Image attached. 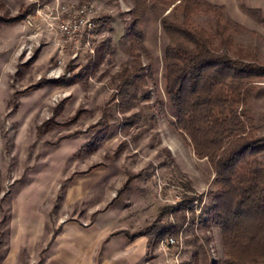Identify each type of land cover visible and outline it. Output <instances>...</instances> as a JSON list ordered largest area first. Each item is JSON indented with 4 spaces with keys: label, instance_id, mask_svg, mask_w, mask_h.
I'll return each mask as SVG.
<instances>
[{
    "label": "rangeland",
    "instance_id": "rangeland-1",
    "mask_svg": "<svg viewBox=\"0 0 264 264\" xmlns=\"http://www.w3.org/2000/svg\"><path fill=\"white\" fill-rule=\"evenodd\" d=\"M56 1L96 12L93 54H61V38L42 22L0 23V264H195L193 246L205 242L209 260L220 264L219 232L197 222L214 175L178 133L164 96L163 11L142 23L148 98L127 109L114 85L129 58L117 50L96 65V51L106 40L118 46L132 0H0V18ZM206 1L225 8L238 26L234 46L264 66V26L243 11L264 17V0ZM195 23L207 27L209 18ZM247 109L264 135V83ZM192 195L201 198L194 214L168 209ZM167 238L177 245L160 249Z\"/></svg>",
    "mask_w": 264,
    "mask_h": 264
},
{
    "label": "trees",
    "instance_id": "trees-1",
    "mask_svg": "<svg viewBox=\"0 0 264 264\" xmlns=\"http://www.w3.org/2000/svg\"><path fill=\"white\" fill-rule=\"evenodd\" d=\"M132 4L130 21L118 46L112 48L109 40L103 42L97 48L95 64L120 50L129 59L116 74L118 105H129L130 109L147 99L148 91L143 89L147 74L141 56L148 52L142 23L148 13L158 8L163 11L159 21L167 39L163 53L165 100L178 133L188 139L194 155L205 160L214 175V189L197 222L204 231L214 227L219 232L223 248L220 264H264V167L259 165L264 135H258L247 109L256 86L264 83V66L247 60L234 46L238 26L228 19L223 6L206 0H132ZM35 7L32 4L13 18H0V23L20 22ZM243 11L264 26L259 11ZM199 16L209 18L207 27L195 23ZM195 202L199 206L201 198L192 195L168 209L194 214ZM146 233L147 229L133 239ZM194 246L195 264L199 251L202 264H215L208 258L206 242Z\"/></svg>",
    "mask_w": 264,
    "mask_h": 264
},
{
    "label": "built area",
    "instance_id": "built-area-1",
    "mask_svg": "<svg viewBox=\"0 0 264 264\" xmlns=\"http://www.w3.org/2000/svg\"><path fill=\"white\" fill-rule=\"evenodd\" d=\"M96 12L91 7H73L57 3L37 8L25 18V25L34 28L39 22L62 41L57 44L61 54L66 53L71 60L84 54H93L92 41L98 24ZM59 64L61 62L59 61ZM173 238L162 241L160 249L176 246Z\"/></svg>",
    "mask_w": 264,
    "mask_h": 264
},
{
    "label": "crops",
    "instance_id": "crops-1",
    "mask_svg": "<svg viewBox=\"0 0 264 264\" xmlns=\"http://www.w3.org/2000/svg\"><path fill=\"white\" fill-rule=\"evenodd\" d=\"M140 238H142V237H140ZM140 238H138V239H140ZM137 240V239H136ZM135 240H133V241H131V242H134ZM128 242H130V241H128ZM75 262L74 261H69V264H74Z\"/></svg>",
    "mask_w": 264,
    "mask_h": 264
}]
</instances>
